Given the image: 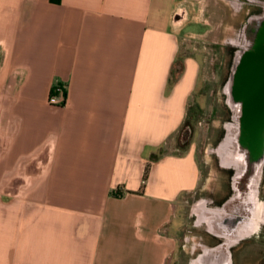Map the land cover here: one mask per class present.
<instances>
[{
	"label": "crops",
	"instance_id": "crops-1",
	"mask_svg": "<svg viewBox=\"0 0 264 264\" xmlns=\"http://www.w3.org/2000/svg\"><path fill=\"white\" fill-rule=\"evenodd\" d=\"M213 2L0 0V264H203L175 142Z\"/></svg>",
	"mask_w": 264,
	"mask_h": 264
},
{
	"label": "flooded vegetation",
	"instance_id": "flooded-vegetation-1",
	"mask_svg": "<svg viewBox=\"0 0 264 264\" xmlns=\"http://www.w3.org/2000/svg\"><path fill=\"white\" fill-rule=\"evenodd\" d=\"M223 1L230 20L215 91L220 105L204 150L207 175L192 205L195 224L209 241L199 237L196 257L203 264H264V0Z\"/></svg>",
	"mask_w": 264,
	"mask_h": 264
},
{
	"label": "rangeland",
	"instance_id": "rangeland-1",
	"mask_svg": "<svg viewBox=\"0 0 264 264\" xmlns=\"http://www.w3.org/2000/svg\"><path fill=\"white\" fill-rule=\"evenodd\" d=\"M212 1L213 0H211V2ZM215 2L216 5L211 3L209 7V15L206 14L202 16L208 24L191 23L187 27V29L197 30V28L204 26L211 31L209 34L199 38V40L197 39L189 42L190 48H195L196 50L195 56L199 61V70L196 88L189 99L187 107L186 119H188L191 125V135L188 138L187 147L191 144L194 146L196 160L202 172L200 186L205 182L204 180L207 175L205 163L209 161L208 157L204 153V150L208 140L214 134L212 122L216 116L215 109H218L220 105L215 91L218 89L220 83L219 75L222 72V66L220 63L223 47L222 43L230 20V9L228 5L225 4L223 0H214L213 3ZM187 48L189 47L187 46ZM176 65H178L177 67L179 68L182 67V58L177 61ZM173 76L174 78L176 77L175 73ZM178 139L179 134L176 137L175 146L181 152L182 149L179 148ZM166 152L165 155L171 156L173 154L170 151H167V149ZM156 158H159V155L158 157H154V160H157ZM158 180L160 181V178ZM194 198L195 194L183 196V199H185L184 205L186 210L189 206H191V202ZM187 226L190 227V224ZM205 241H209V239H205Z\"/></svg>",
	"mask_w": 264,
	"mask_h": 264
},
{
	"label": "trees",
	"instance_id": "trees-1",
	"mask_svg": "<svg viewBox=\"0 0 264 264\" xmlns=\"http://www.w3.org/2000/svg\"><path fill=\"white\" fill-rule=\"evenodd\" d=\"M51 1L54 3H58L59 0H51ZM177 66L178 65H175V70H174L176 77L179 76L181 69H182V67L179 68ZM190 135H191V125H190L188 119H186V121L184 122V125L182 126V129L179 132L178 145H179L180 149L185 150V148L188 145V138L190 137ZM145 179H146V174H144V177H143L144 181H145ZM115 195L117 196V194H115Z\"/></svg>",
	"mask_w": 264,
	"mask_h": 264
},
{
	"label": "built area",
	"instance_id": "built-area-1",
	"mask_svg": "<svg viewBox=\"0 0 264 264\" xmlns=\"http://www.w3.org/2000/svg\"><path fill=\"white\" fill-rule=\"evenodd\" d=\"M48 102L50 104H55L63 106L66 103V91L63 86L55 85L51 88V93Z\"/></svg>",
	"mask_w": 264,
	"mask_h": 264
},
{
	"label": "water",
	"instance_id": "water-1",
	"mask_svg": "<svg viewBox=\"0 0 264 264\" xmlns=\"http://www.w3.org/2000/svg\"><path fill=\"white\" fill-rule=\"evenodd\" d=\"M260 77H264V19L261 20L260 24ZM250 103L253 104L254 109H258L260 107L257 106L259 104V101H251ZM254 115L256 120H260V116Z\"/></svg>",
	"mask_w": 264,
	"mask_h": 264
}]
</instances>
